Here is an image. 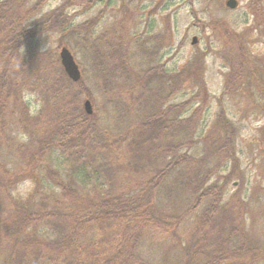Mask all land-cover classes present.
<instances>
[{
  "label": "trees",
  "instance_id": "trees-1",
  "mask_svg": "<svg viewBox=\"0 0 264 264\" xmlns=\"http://www.w3.org/2000/svg\"><path fill=\"white\" fill-rule=\"evenodd\" d=\"M50 1L0 0V264H264V196L228 192L242 173L224 102L257 82L264 107V56L254 60L226 30V88L205 135L204 55L168 71L159 53L169 30L143 34L117 22L102 33L103 13L74 25L71 11L112 0L45 11ZM54 33L58 48H46ZM60 46L83 57L77 83ZM24 180L35 188L19 200L13 188ZM158 246L168 257L147 254Z\"/></svg>",
  "mask_w": 264,
  "mask_h": 264
},
{
  "label": "rangeland",
  "instance_id": "rangeland-1",
  "mask_svg": "<svg viewBox=\"0 0 264 264\" xmlns=\"http://www.w3.org/2000/svg\"><path fill=\"white\" fill-rule=\"evenodd\" d=\"M63 1L51 0L45 11L54 9ZM236 1L235 9L226 6L227 0H112L110 6L97 1L90 8L77 7L71 13L75 15L72 21L74 25L103 13L97 27L98 32L102 33L117 22H125L130 27V31L143 34H161L169 30L172 37L171 43L159 53V60L167 61L168 71H180L194 56L204 55L202 76L206 84L208 101L202 112L200 130L207 135L215 128V119L220 110L218 99L224 94L226 88L225 76L228 72L224 44L227 39L226 30L236 32L245 39L249 54L254 60L264 56L262 44L264 0ZM193 38L197 40L195 44H193ZM59 39L60 33L46 35L44 37L46 48H58ZM259 40L262 42L257 43ZM182 43L183 46L180 47ZM62 47L60 46L57 51L58 57ZM72 54L74 55L73 52ZM74 57L77 63L83 60L80 55H74ZM256 86L257 82H253V86L249 88H244L242 91L238 88L233 93L224 95L228 118H231L239 132L236 152L242 173V178L234 177L231 180L228 186L230 194L238 192L250 194L256 192L258 188L259 194L264 196V115L262 114L264 107L262 108L260 99L262 96L257 94ZM249 89H251V98H248L246 91ZM191 94L192 89L176 96L173 102H184L190 98ZM86 100L89 99L85 98L84 103ZM30 102L34 106L35 101L30 99ZM200 105L201 103H197L193 109ZM92 106L94 111V104ZM115 122L116 119L113 118L111 123L115 124ZM201 150L202 148L199 151L193 149L189 153L198 156L202 154ZM228 171L220 175L226 177ZM220 175L213 180L219 179ZM34 188L33 180H24L14 186L13 193L17 199L25 200ZM258 215L264 217V208L258 212ZM157 239L158 244H164L160 237ZM147 254L159 256V258H163L165 254L168 257L166 250L159 246L150 249Z\"/></svg>",
  "mask_w": 264,
  "mask_h": 264
},
{
  "label": "water",
  "instance_id": "water-1",
  "mask_svg": "<svg viewBox=\"0 0 264 264\" xmlns=\"http://www.w3.org/2000/svg\"><path fill=\"white\" fill-rule=\"evenodd\" d=\"M226 6L235 9L237 7V1L236 0H227ZM196 38H193V44L196 43ZM60 61L61 65L67 74V76L73 81L78 82L81 79V72L79 69L78 64L75 61V58L71 51L67 47H63L60 51ZM84 107L86 109V112L88 114L93 113L92 105L90 101H86L84 103Z\"/></svg>",
  "mask_w": 264,
  "mask_h": 264
}]
</instances>
